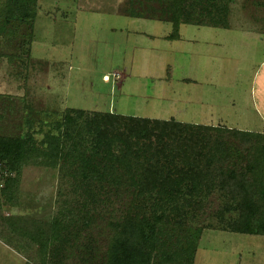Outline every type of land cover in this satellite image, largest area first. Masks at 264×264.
Listing matches in <instances>:
<instances>
[{"label":"rangeland","instance_id":"rangeland-1","mask_svg":"<svg viewBox=\"0 0 264 264\" xmlns=\"http://www.w3.org/2000/svg\"><path fill=\"white\" fill-rule=\"evenodd\" d=\"M131 11L139 12L143 19L130 18ZM6 12V0H0V137L32 135L31 145H40L53 126L67 114L75 116L74 111L88 116L175 117L186 124L226 127L220 117L216 120L221 116L228 126L239 129H246L252 119L253 128L256 125L264 134L260 112H264V0H38L34 20L23 23L7 22ZM176 18L208 26H185L184 38L196 41L186 46L189 43L150 40L148 35L163 36L170 27L165 23ZM216 23L223 26L210 28ZM150 48L159 53H151ZM168 65L175 67L170 81L159 80L166 76ZM117 72L129 76L121 88ZM254 77L260 78L255 91ZM183 78L198 84L183 83ZM157 87L176 101L172 103L175 109L166 104L168 99L164 108L162 101L151 99ZM197 97H202L204 107L196 104ZM220 101L228 115L215 114L220 110L214 109V104ZM159 106L160 112L150 117ZM224 137L228 140L223 148L217 145L212 148L213 155L206 154L208 161L216 157L213 165L205 161L200 171L208 177V184L201 198L188 204L184 217V227L202 230L194 264H264V237L229 232L240 213L227 211L234 206L229 195L234 184L226 187L221 175L228 169L245 168L248 144L242 137ZM179 141L170 140L166 156L160 160L150 157L155 166L160 161L159 168L163 167L166 176L175 170L171 157L177 148L171 145ZM88 149L81 144L79 150L89 158L93 153ZM122 151L117 146L114 152L122 155ZM146 160L140 158L131 172L136 173L134 168L139 169L140 162ZM74 162L73 167L62 159L55 167L25 166L15 204L0 196V264H108L114 233L110 223L150 214L158 202L155 193L140 203L139 212L129 210L133 192L122 189L120 198L112 196V214L95 215L92 225L84 228L75 222L83 193L75 174L82 164ZM176 168L187 171L192 166L177 161ZM126 172L120 165L118 175ZM190 187H182L183 195L174 205L181 207L189 201ZM167 204L168 213L171 203ZM67 210L74 212L75 218L66 233L71 235L73 225L79 223L75 226L79 241L77 247L71 244L61 257L52 260L54 250H41L30 242L33 235L45 242L55 220Z\"/></svg>","mask_w":264,"mask_h":264},{"label":"trees","instance_id":"trees-1","mask_svg":"<svg viewBox=\"0 0 264 264\" xmlns=\"http://www.w3.org/2000/svg\"><path fill=\"white\" fill-rule=\"evenodd\" d=\"M37 5L38 0H6L7 22L34 20ZM223 12L227 13L228 9L225 7ZM129 16L143 19L136 11ZM169 23L173 27L171 39L179 38L182 25L208 26L190 21L181 22L178 18ZM220 26L223 25L216 23L211 28L219 29ZM74 112L75 116L67 114L57 122L40 145H31L32 135L19 139L0 137V163L4 172L0 181V196L7 202L15 204L25 166L55 167L62 159L67 163L72 161L70 164L73 167L76 159L82 164L75 170V174L80 178L78 183L83 200L75 222L79 221L84 228L92 225L95 215L112 214V196L120 198L122 189H126V193L127 190L133 192L130 194L132 202L128 203V207L129 210L138 212L141 209L140 203L145 202L146 197L158 194V202L150 214L126 217L125 220L110 223L114 233L110 242L108 264H194L202 230L184 227L186 210L190 206L188 204L193 205L194 201L201 198L208 184V177L200 172L203 163L208 161L207 156L213 155V147L219 145L220 149L223 148V142L228 140L224 136L232 135L242 137L248 144V150L244 169H228L222 171L221 175L226 187L234 184V189L229 190L234 206L228 207L227 211L240 213L239 221L231 226L229 232L264 237V134L221 126L186 124L175 120L169 122L113 113L88 116L84 111ZM82 119L85 121L80 125L79 120ZM216 133L222 134L221 137H215ZM177 138L181 141L177 145H171L172 148H177L171 157V165L175 170L173 174L166 176L163 167L159 168L162 166L160 161L155 166L150 157L160 160V156H166L168 142ZM81 144L87 145L88 150L92 151L89 158L79 150ZM117 146L123 148L122 155L114 152ZM140 158L149 160L141 161L139 169L134 168L136 173L133 174V165ZM215 158L211 156L207 163L213 165ZM177 161H183L192 168L180 171L176 168ZM120 165L127 169L124 176L118 175ZM209 174L211 173H207ZM185 184L191 186L190 199L185 205L178 207L173 203L178 196L183 195L182 187ZM251 187L254 188L252 192L249 191ZM168 202L171 203V210L167 213ZM74 214L68 210L66 213L62 212L45 242L33 235L30 245H38L41 250H54L52 260L61 257L71 244L77 247L80 234L75 231V226L79 223L73 225L71 235L66 233V230L70 231L72 225L69 222L75 218Z\"/></svg>","mask_w":264,"mask_h":264},{"label":"crops","instance_id":"crops-1","mask_svg":"<svg viewBox=\"0 0 264 264\" xmlns=\"http://www.w3.org/2000/svg\"><path fill=\"white\" fill-rule=\"evenodd\" d=\"M165 24H168V25H170V27H171V29H170V27L167 29V31H165V34L163 35V36H161V37H156V36H154V35H148L149 37H150V40H152V41H157V39L158 38H160L159 40H161V42L162 43H164V44H166V43H169V44H178V45H181V44H183V42H187V43H189V44H185V46L186 45H190L191 43H195L196 41L195 40H186L185 38H184V36H183V28L185 27V26H188V25H182L181 26V28H180V31H179V38L178 39H171L170 38V35L172 34V31H173V27H172V24L171 23H165ZM192 27H196V28H199L198 26H192ZM211 28V27H210ZM214 29H218V28H214ZM221 30V29H220ZM151 42V41H150ZM150 51H151V53L152 52H156V53H159V50L158 49H153V48H150ZM156 57H157V55H156ZM264 63V62H263ZM262 63V64H263ZM175 67H173V65H168L167 66V72H166V76H164V77H162V78H159V80L160 79H167V80H169L170 81V78H168V77H172V74H173V69H174ZM264 68V67H263ZM264 70V69H263ZM126 72V71H125ZM149 73V72H148ZM117 75L119 76V82H121L120 84H119V87L121 88L122 86H123V84H124V80H126V79H128V75L126 74H124V73H122V72H117ZM105 77H107V75L105 76ZM122 78V79H121ZM264 78V77H263ZM259 77H258V79L257 80H255V77L253 78V80H252V85H254L257 81H259ZM122 80V81H121ZM180 81H182L183 83H187V84H198V82L197 81H194L193 79H182V80H180ZM263 83H264V81H263ZM158 84H163V82H159ZM254 88H253V90L255 91L256 90V84L253 86ZM163 88H165V87H163ZM160 88L159 87H157V94H156V96H155V98H151V99H155V100H158V101H162L163 103L161 104V106L163 107H165L166 106V104H168V103H171V107L173 108V109H175L176 108V106L174 107L173 105L174 104H177L176 103V101H171V97H169V96H166V95H164L163 93H162V91L161 90H159ZM252 90V91H253ZM251 95H253V93L251 92ZM202 98V97H201ZM201 98H198L197 97V99H195V100H197L198 102L196 103L197 105H199V106H201L202 105V107H204V104H205V102H202L201 103V101H203V100H201ZM217 98V97H216ZM166 99H168L169 101H167V103L165 102V100ZM183 99V98H182ZM151 101V100H150ZM151 102H153V101H151ZM166 103V104H165ZM172 103H173V105H172ZM182 103H185V102H182ZM192 103H194L195 104V102H192ZM233 106H235V103L233 104ZM163 107V108H164ZM242 107V106H241ZM216 108H218L217 110H220L219 112H217V113H215L216 115H228L229 113H225V110L227 111L228 109H226L225 108V106L222 104V102L220 101L219 103H215L214 104V109H216ZM231 108H235V107H231ZM258 109H259V107H258ZM160 110H161V108H160V106H159V108H155V110H154V112H150V117H153V116H155V115H152V114H158L159 112H160ZM242 110H243V107H242ZM175 111V110H174ZM237 111V110H236ZM260 111V110H259ZM243 112H244V110H243ZM260 112H262L263 113V115H264V112L263 111H260ZM258 113V112H257ZM215 114H212L213 116H215ZM123 115V114H122ZM259 115H261V113L259 114ZM125 116V115H124ZM262 116V115H261ZM220 117V122H221V124L222 125H224V126H226L227 128H229V129H234V130H238V131H247V132H255V133H262V132H260V130L259 129H256V125H255V127L253 128V121H252V119H249V125L247 124V127H246V129H239V128H232V127H230V126H228L227 124H226V122H224V121H226V118L225 117H221V116H218L217 117V119L216 120H218V118ZM175 119V121H177V122H180L179 120H177L175 117H170V118H166L165 120L164 119H162V121H167V120H170V119ZM151 119H153V118H151ZM155 120H159L158 118H156ZM181 123H183V122H181ZM195 124H198V123H195ZM216 125V124H215ZM214 126V125H213ZM216 127V126H215ZM263 130H264V128H262Z\"/></svg>","mask_w":264,"mask_h":264},{"label":"built area","instance_id":"built-area-1","mask_svg":"<svg viewBox=\"0 0 264 264\" xmlns=\"http://www.w3.org/2000/svg\"><path fill=\"white\" fill-rule=\"evenodd\" d=\"M4 172H3V165L0 163V181H1V178L3 176ZM6 175V173H5Z\"/></svg>","mask_w":264,"mask_h":264}]
</instances>
